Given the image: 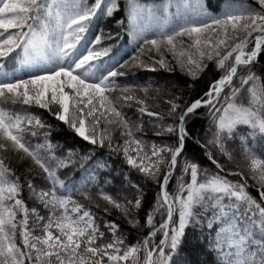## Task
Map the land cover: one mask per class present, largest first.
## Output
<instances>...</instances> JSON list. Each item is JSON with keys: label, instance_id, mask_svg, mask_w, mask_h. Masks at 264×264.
I'll return each mask as SVG.
<instances>
[{"label": "snow or ice", "instance_id": "snow-or-ice-1", "mask_svg": "<svg viewBox=\"0 0 264 264\" xmlns=\"http://www.w3.org/2000/svg\"><path fill=\"white\" fill-rule=\"evenodd\" d=\"M0 264H264V0H0Z\"/></svg>", "mask_w": 264, "mask_h": 264}, {"label": "trees", "instance_id": "trees-1", "mask_svg": "<svg viewBox=\"0 0 264 264\" xmlns=\"http://www.w3.org/2000/svg\"><path fill=\"white\" fill-rule=\"evenodd\" d=\"M216 2H217V0H213L214 4ZM100 24L106 28H108V27L114 28V23L110 19L101 20ZM121 39L123 40V36L121 37ZM124 46L127 47L126 41H124ZM128 50L130 51V49H128ZM210 78H211L210 76L205 77L204 80L197 82L196 88L192 90V95L195 96L197 92L202 90L205 87V82ZM137 79L141 80V81L144 79L158 80L161 84H164V82H169V83H175V84H178L180 86H183L185 84V81L187 80V77L181 75L179 72H167L164 70H159L157 73H148V72L142 71L138 74ZM185 93L186 94L188 93L187 88H185ZM48 119L51 120L52 118L48 117ZM189 125H190V129H191L193 136H196V135L203 136L204 129L207 126V121L202 117H198L195 119V121H190ZM148 134L151 135V133H148ZM54 135L59 140H61L62 142H64L68 146H80L79 139L74 137L73 133L71 131L67 130L66 128L61 129L57 133H54ZM187 147H188L189 153L194 154L195 158L197 159V161L201 165L208 167L210 169H214L215 166L212 165L210 161H208L207 157L203 153V150L200 149L198 145L194 144L190 139L187 142ZM230 178L238 179V177H235V176L230 177ZM116 190L117 189H111L113 194H115ZM155 191H156L155 185H152L146 189V200L147 201H150L152 199ZM249 191L254 196H257V198H258V192L255 188L250 187ZM128 195L129 196L132 195L131 189L128 190ZM28 203L31 204V201H28ZM105 215H107V214H105ZM143 217H144V213H143V210H141L140 219L143 220ZM107 218L110 220H115L123 228H126V229L130 228V225H128L122 218H120L115 213V211H113L112 215H108ZM132 238H134V237H130V239H132Z\"/></svg>", "mask_w": 264, "mask_h": 264}]
</instances>
